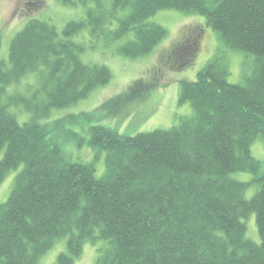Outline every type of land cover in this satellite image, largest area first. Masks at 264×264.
Here are the masks:
<instances>
[{
  "label": "trees",
  "instance_id": "obj_1",
  "mask_svg": "<svg viewBox=\"0 0 264 264\" xmlns=\"http://www.w3.org/2000/svg\"><path fill=\"white\" fill-rule=\"evenodd\" d=\"M60 1L86 6V19L69 23L65 37L48 22L31 20L12 40L10 69L0 58V184L22 167L0 205V264H38L63 237L67 250L56 264H75L84 243L98 240L109 246L97 264H264V175L250 183L230 177L260 168L251 147L264 142V0ZM170 9L205 16L226 48L255 56L254 73L244 84H230L219 51L196 82L181 84L180 103L190 102L193 118L134 137L92 127L90 144L107 153L98 179L93 165L67 161L52 137L64 121L38 123L111 81L107 67L84 64L83 47L67 38L88 28L95 42L124 41L117 53L139 58L168 35L147 20ZM197 48L189 37L174 54L192 62ZM29 74L39 80L31 99L45 97L42 107L19 93L4 102L9 87ZM12 107L35 116L20 124ZM253 184L260 189L247 201ZM252 213L259 245L245 237L242 219Z\"/></svg>",
  "mask_w": 264,
  "mask_h": 264
},
{
  "label": "rangeland",
  "instance_id": "obj_2",
  "mask_svg": "<svg viewBox=\"0 0 264 264\" xmlns=\"http://www.w3.org/2000/svg\"><path fill=\"white\" fill-rule=\"evenodd\" d=\"M86 11V6H66L60 0H0V58L7 62V69H10L12 40L29 21L48 22L63 37L69 23L86 19ZM147 22L162 26L168 35L150 54L139 58H128L117 53V48L124 41L110 44L103 40L95 42L88 28L68 37L83 47L80 60L87 65L107 67L112 73L111 81L94 89L87 98L64 108H54L49 114L38 117V123L42 125L64 121L63 128L54 132L52 137L67 161L93 165L98 179L105 176L107 153L90 144L92 127L103 126L129 137L156 130L169 131L182 119L195 116L190 102L180 103L181 84L196 82L198 73L219 51L228 62L230 84H244L256 68L255 56L226 48L205 16L170 9L157 12ZM189 37L198 38L196 56L192 62L186 61L183 55L174 54ZM38 87L37 75L29 74L9 87L3 101L8 102L10 94L19 93L41 108L45 97L31 99ZM9 111L20 124L35 116L34 111L26 112L21 107H12ZM82 115H91L92 118L84 119ZM251 153L260 163L258 172H236L230 176L233 180L250 183L264 175V142L256 141ZM3 155V152L0 153V161ZM21 168L10 171L0 184V205L8 200ZM259 189L258 184L251 185L245 192V199L251 200ZM242 222L246 227V239L259 245L261 239L256 214H250ZM67 241L68 237L58 239L40 257L38 264H56L58 256L67 250ZM108 246L105 240L96 243L86 241L82 255L75 264H97L99 255Z\"/></svg>",
  "mask_w": 264,
  "mask_h": 264
},
{
  "label": "flooded vegetation",
  "instance_id": "obj_3",
  "mask_svg": "<svg viewBox=\"0 0 264 264\" xmlns=\"http://www.w3.org/2000/svg\"><path fill=\"white\" fill-rule=\"evenodd\" d=\"M197 42H198V38H196Z\"/></svg>",
  "mask_w": 264,
  "mask_h": 264
}]
</instances>
